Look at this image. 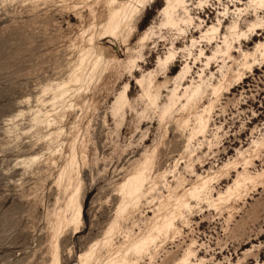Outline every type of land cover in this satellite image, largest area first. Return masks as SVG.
Listing matches in <instances>:
<instances>
[{
  "label": "rangeland",
  "instance_id": "obj_1",
  "mask_svg": "<svg viewBox=\"0 0 264 264\" xmlns=\"http://www.w3.org/2000/svg\"><path fill=\"white\" fill-rule=\"evenodd\" d=\"M0 264H264V1L0 0Z\"/></svg>",
  "mask_w": 264,
  "mask_h": 264
},
{
  "label": "bare ground",
  "instance_id": "obj_2",
  "mask_svg": "<svg viewBox=\"0 0 264 264\" xmlns=\"http://www.w3.org/2000/svg\"><path fill=\"white\" fill-rule=\"evenodd\" d=\"M261 1H264V0H261ZM168 8V7H167ZM166 8V9H167ZM131 9V8H130ZM135 11H136V8L135 9H133V10H129V8L127 7H123L121 10H117V11H114L113 13H112V15H111V19H110V24H109V26H108V31L109 32H114V31H116L117 29H118V27H119V25H121L120 24V22L121 21H129V20H131V17L133 16V14L135 13ZM133 185V184H132ZM136 185H138L137 183H136ZM134 186V185H133ZM138 187V186H137ZM136 188V187H135ZM135 188L133 189V193L135 192ZM139 188V189H138ZM137 188V191L136 192H138L139 190H140V185H139V187ZM132 191V190H131ZM135 192V193H136ZM72 199V197L69 199V201ZM75 200H76V198H75ZM68 201V202H69ZM73 204V203H72ZM69 205V204H68ZM68 205H67V207H68ZM70 206V205H69ZM73 207V208H72ZM71 211H72V218L71 217H68V218H70L71 219V221H69L70 222V224L72 223L73 225H75L76 227L81 223V206H80V204H75L74 203V206H72L71 205ZM70 211V212H71ZM70 214V213H69ZM70 216V215H69ZM66 220V219H65ZM68 221V220H67ZM68 223V222H67ZM67 225V224H66ZM165 227H167V226H165Z\"/></svg>",
  "mask_w": 264,
  "mask_h": 264
}]
</instances>
